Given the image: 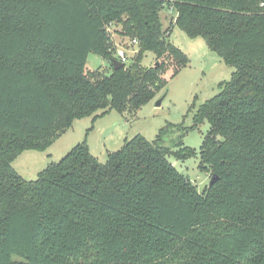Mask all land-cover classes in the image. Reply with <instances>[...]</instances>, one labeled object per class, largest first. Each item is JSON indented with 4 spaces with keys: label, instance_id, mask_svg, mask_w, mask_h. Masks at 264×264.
<instances>
[{
    "label": "trees",
    "instance_id": "trees-1",
    "mask_svg": "<svg viewBox=\"0 0 264 264\" xmlns=\"http://www.w3.org/2000/svg\"><path fill=\"white\" fill-rule=\"evenodd\" d=\"M262 0H0V264H264V14ZM234 68L200 110L199 153L141 135L100 163L86 141L34 181L12 166L44 152L76 120L139 110L186 54L161 12ZM139 53L123 68L110 28ZM153 53L161 66L142 65ZM90 53L110 71H86ZM167 91L165 92V94ZM164 94V96H165ZM199 155L217 182L199 193L170 157Z\"/></svg>",
    "mask_w": 264,
    "mask_h": 264
},
{
    "label": "rangeland",
    "instance_id": "rangeland-1",
    "mask_svg": "<svg viewBox=\"0 0 264 264\" xmlns=\"http://www.w3.org/2000/svg\"><path fill=\"white\" fill-rule=\"evenodd\" d=\"M160 15L163 29L171 33L169 41L186 54L188 65L173 78L174 65L171 61L167 62L162 75L167 81L166 89L141 109L126 110L124 113L112 110L104 115L100 111L96 118L91 116L76 120L72 128L46 151L23 152L12 163L22 177L36 180L40 172L52 163L59 162L84 141L99 162L105 163L110 153L123 147L126 139L141 135L153 141L163 128L171 131L165 137V146L173 147L172 150L175 151L178 150V144H182V147L199 153L210 125L207 121L196 124L197 116L202 107L219 94V85L230 81L235 70L209 48L204 38H191L175 25V9L166 5ZM122 32L121 24L110 28L115 56L119 58L121 53L131 61L139 53V45L131 46L130 37ZM161 63L163 60H158L151 52H146L142 61L145 67L161 66ZM98 69L108 73L110 63L101 56L90 53L86 71L93 72ZM161 99V105H157ZM169 161L180 174L196 185L199 193L209 187L211 170L201 168L199 155L185 161L170 157Z\"/></svg>",
    "mask_w": 264,
    "mask_h": 264
},
{
    "label": "water",
    "instance_id": "water-1",
    "mask_svg": "<svg viewBox=\"0 0 264 264\" xmlns=\"http://www.w3.org/2000/svg\"><path fill=\"white\" fill-rule=\"evenodd\" d=\"M112 64H113L115 70H118V69H121V68L124 67V64H122V63H121L120 61H118V60H114V61H112ZM162 100H163V99H161V100L158 102L157 105H161ZM217 180H218V177H217L216 175H213V176L211 177V180H210V183H209V187H212V186L217 182Z\"/></svg>",
    "mask_w": 264,
    "mask_h": 264
},
{
    "label": "built area",
    "instance_id": "built-area-1",
    "mask_svg": "<svg viewBox=\"0 0 264 264\" xmlns=\"http://www.w3.org/2000/svg\"><path fill=\"white\" fill-rule=\"evenodd\" d=\"M260 7L262 9V13L264 14V0H262L261 4H260ZM110 31V30H109ZM131 41V46H134V45H137L138 44V41L136 39H133V40H130ZM120 53V52H119ZM119 61L122 63V64H128L129 61H128V58H126L123 54L120 53V57H119Z\"/></svg>",
    "mask_w": 264,
    "mask_h": 264
}]
</instances>
